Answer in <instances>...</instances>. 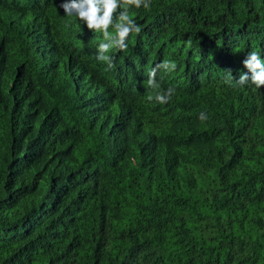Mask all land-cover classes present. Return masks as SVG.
Masks as SVG:
<instances>
[{"label":"trees","instance_id":"16d2710c","mask_svg":"<svg viewBox=\"0 0 264 264\" xmlns=\"http://www.w3.org/2000/svg\"><path fill=\"white\" fill-rule=\"evenodd\" d=\"M63 2L0 0V264H264V0L129 6L112 69Z\"/></svg>","mask_w":264,"mask_h":264},{"label":"clouds","instance_id":"9594fccd","mask_svg":"<svg viewBox=\"0 0 264 264\" xmlns=\"http://www.w3.org/2000/svg\"><path fill=\"white\" fill-rule=\"evenodd\" d=\"M129 6L139 9L141 7L150 9L151 0H64L60 5L64 9L65 15L74 16L82 24H85L89 30L102 31L106 43H100L97 48L96 59L107 64L108 69L115 67L113 57L107 55L110 49L124 51L127 49V39L132 33H139L141 27L129 15ZM120 10V11H118ZM112 26L115 29V35L109 33L108 29ZM247 73H241L236 79L231 74V70H226L229 76L226 83L244 86L251 82L257 88L264 86V59L257 51L247 53L242 61ZM177 65L174 61L164 60L155 65L148 73L146 86L153 90L159 89L160 85L156 80L157 72L175 71ZM250 74V75H249ZM175 93V88L169 87L164 92L154 91L147 96L149 102L155 100L159 104L167 103ZM201 120H207L206 113H201Z\"/></svg>","mask_w":264,"mask_h":264}]
</instances>
